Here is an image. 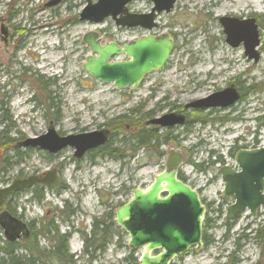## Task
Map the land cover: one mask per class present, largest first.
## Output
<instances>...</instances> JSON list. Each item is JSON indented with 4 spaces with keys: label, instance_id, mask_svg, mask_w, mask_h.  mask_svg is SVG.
Returning a JSON list of instances; mask_svg holds the SVG:
<instances>
[{
    "label": "rangeland",
    "instance_id": "obj_1",
    "mask_svg": "<svg viewBox=\"0 0 264 264\" xmlns=\"http://www.w3.org/2000/svg\"><path fill=\"white\" fill-rule=\"evenodd\" d=\"M52 1L0 0V100L5 102L2 93H7L10 117L3 130L9 143L0 142V188L15 178L41 176L49 170H56L58 176L54 185L40 186V200L34 198L32 189H26L16 193L1 209L24 222H32L33 231L41 230L43 234L36 236L41 249L51 247L54 232L49 231L50 224L57 227L60 235L69 237L66 256L61 254L63 259L40 257L36 264H138L141 250L128 246L129 236L115 224L114 211L128 202L133 189L142 190L155 174L163 171L165 155L173 148L184 156L179 172L189 177V185L193 182L202 189L200 198L206 209L202 238L209 242L204 241L199 249L189 248L169 264H264V241L257 243L251 239L252 230L264 220V208L254 217L245 211L237 220L227 223L225 214L230 202L220 196L223 186L217 176L219 160L233 165V156L241 146L264 145V0H254L252 4L238 0L236 5L231 0H177L168 13L156 16L157 26L150 32L117 28L110 17L100 23L80 20L88 0ZM127 8L130 13L145 14L150 12L152 3L133 0ZM220 17L254 18L259 34L256 61L244 54L241 43L236 47L226 43ZM100 29L103 31L98 34ZM89 32H96L102 43L119 44L147 33L168 34L174 45L167 63L146 74L137 89L119 90L82 71L83 62L90 55L82 38ZM218 48L243 59L247 67L242 75L244 82L233 74L177 76V69L186 71L204 64L206 59L211 61ZM36 79L44 81L51 102L42 104L43 93ZM204 83L210 85L203 86ZM230 85L242 98L229 109L219 108L213 114L204 109L184 108L189 119L205 121L193 119L172 130H156L160 136L168 132L169 140L160 148L163 158L159 160L153 148L134 152L135 143L129 137L132 127L127 122L130 117L137 120L147 112L152 117L177 113L178 106H188L193 100ZM119 117H126L116 128L121 131L116 133L105 126ZM50 123L60 137L108 128L111 148L120 153L118 159L91 158L90 152L75 159L69 146L55 154L37 147H16L24 139L46 133ZM237 137L241 141L235 142ZM236 146L232 151L231 147ZM209 148L214 150L210 157ZM195 163H201L202 168L196 169ZM64 210L71 211L68 217ZM97 220H103L107 226L105 248L102 252L88 249L82 254L77 234L91 239V224ZM73 230L77 232L74 236ZM0 236L3 239L2 229ZM97 239L98 247L103 242L100 233ZM18 242L19 246L26 243L22 239ZM18 252L26 253L23 249Z\"/></svg>",
    "mask_w": 264,
    "mask_h": 264
},
{
    "label": "water",
    "instance_id": "obj_2",
    "mask_svg": "<svg viewBox=\"0 0 264 264\" xmlns=\"http://www.w3.org/2000/svg\"><path fill=\"white\" fill-rule=\"evenodd\" d=\"M131 1L98 0L90 3L88 0L79 15L80 20L100 23L103 18L110 17L115 20L117 27L139 26L151 30L156 27V15L168 13L177 0H150L152 8L145 14L129 13L126 5ZM219 23L227 44L236 47L241 43L246 56L254 61L258 59L256 47L259 46V34L254 18L240 20L220 17ZM82 41L90 53L83 62L82 71L100 82L113 84L115 89L129 87L130 91L138 88L146 74L158 71L167 63L174 45L168 34L146 35L120 46L116 42L102 44L96 32H89ZM116 56L125 59L114 60ZM238 98L237 89L229 86L203 99L193 100L189 106L195 109L225 108ZM184 119L183 114L171 112L150 118L145 125L172 127L182 125ZM46 130L43 135L24 139L17 146L37 147L52 154L69 146L74 150L73 157L79 159L87 150L108 142L110 132L108 128H103L60 137L51 123ZM166 157L165 169L155 174L153 181L144 189H133L128 202L114 211L115 223L129 236L128 246L132 250H141L138 264H169L189 248L199 249L203 245L201 236L206 209L197 191L177 178V166L183 159L182 154L173 148ZM234 164L237 170L229 165L219 169L223 186L221 196L230 199L225 214L226 222L237 220L240 213L245 211L254 217L258 209L264 207V146L237 150ZM56 179L54 170L47 171L44 177L34 175L15 178L0 188V205L13 192L30 189L36 184L53 185ZM0 228L9 242H16L20 237L26 240L29 236L26 224L7 211L0 213Z\"/></svg>",
    "mask_w": 264,
    "mask_h": 264
},
{
    "label": "trees",
    "instance_id": "obj_3",
    "mask_svg": "<svg viewBox=\"0 0 264 264\" xmlns=\"http://www.w3.org/2000/svg\"><path fill=\"white\" fill-rule=\"evenodd\" d=\"M36 82L40 84V91H42L43 93L42 94V98H43L42 104L51 102L52 98L49 97V94L46 91L44 81H42L41 79H36ZM2 96L4 97L6 101L4 102L0 100V127H1L0 128V142L5 141L6 143L8 141H6L3 130L6 128V123L10 122L9 113H8V110L6 109L9 99H8L7 93L5 92L2 93ZM130 112L132 113V111ZM137 113L138 112H135V114ZM152 116H153L152 114H149L147 112V113L141 114L139 118H136L137 120H135L134 117H130L127 120V122H129V125L132 127V129H129V131L132 132L129 135V137L131 140H134L135 144L132 146L134 152L142 148L143 149L147 148L148 150L153 148L155 150V156L160 160V158H162V155H163V151H161L160 148L162 147L164 143H167V141L169 140L168 132H165V134L160 136V135H157V131H156L157 127H155L154 125H148V126L145 125V122L147 120H150ZM124 120L126 121V117H119L118 121L117 120L114 121L113 124H108V125L105 124V126L106 127L108 126L113 130L115 129L114 132L117 133L118 131H121V130L119 128L117 131L116 128L120 127L121 123ZM194 120H198L201 123L205 121V119H194ZM121 128L125 130L123 126H121ZM109 139H108V142H106L105 144L97 146L96 148H93L92 150L88 151V152H91L92 158H97L99 156V157H107V158L110 157L111 159H116V160L118 159L119 154H120L119 150L115 148H111L112 140H109ZM124 141H128V139H125ZM195 166L198 169L202 168V166L200 165H195ZM33 194L35 195L36 198L42 197V194L40 192V186H35V188L33 189ZM64 212L66 213V210H64ZM70 212L71 211H68V213L65 214L66 217L69 216L68 214ZM109 217H111V213L109 214ZM43 222L44 220L41 219L40 223H43ZM206 224H208V221H206ZM27 225H28V228H30V234H29V237L27 238L29 239V241L27 239H26L27 242L26 240H23L26 243L20 244V246L18 245L20 243L18 242V240L16 242H9L6 239L3 240L0 236V264H36L40 257H45L48 259L55 258L60 261L61 259H63L62 255L66 256V253H67L66 243L68 240L67 234L60 235L57 227L50 224L51 229H49V231L51 230L52 232H54V235L52 236V238H50L52 239V242L50 243L51 247L48 250L41 249L36 243V240H37L36 236L38 234H43V232L41 230L33 231L34 228L32 227V223L31 224L28 223ZM93 225H94V228L91 231L92 232L91 239H87L86 236L84 237V247H85L84 252H86L88 249L90 250L91 247L93 249H98V251H101V252L105 248L104 238L106 236L105 234L107 233L106 224H104L103 220L101 221L97 220ZM95 231L98 232L97 234L100 233L101 239L103 241L102 244L98 245V247L95 246V243L99 240L97 239V241H95V236H96ZM251 234H252L251 239H254L255 242L258 243L259 241L261 243L264 241V220L259 224L257 229L252 230ZM202 241H203V238H202ZM204 241L205 243L209 242L207 240H204ZM20 249H23L24 251H26V253L25 254L19 253L18 250Z\"/></svg>",
    "mask_w": 264,
    "mask_h": 264
},
{
    "label": "bare ground",
    "instance_id": "obj_4",
    "mask_svg": "<svg viewBox=\"0 0 264 264\" xmlns=\"http://www.w3.org/2000/svg\"><path fill=\"white\" fill-rule=\"evenodd\" d=\"M228 1V0H225ZM235 5L237 4L238 0H231ZM243 2L252 4L255 1L254 0H243ZM221 6V5H220ZM224 4H222V7ZM101 31H96L98 34L99 32H102L103 30L100 29ZM48 31V30H47ZM202 49H200L201 51ZM219 51V52H218ZM210 59H206V62L201 65H196L191 67L190 69L184 71V70H179L177 69V76L183 77V76H189L191 73L197 74V75H202V74H209V75H224L227 76L229 74H233L231 76H236L241 79L242 82H244V78H242V75L244 72L247 70V67L244 66V61L240 56H237L236 53H225L221 52V50L218 48L216 51L213 52L212 57ZM175 76V75H174ZM176 77V76H175ZM213 81V79H212ZM200 83V82H199ZM212 84V83H211ZM210 84H203V86H207ZM22 142V141H21ZM21 142H18L17 145ZM24 147V146H22ZM21 147V148H22ZM19 148V147H18Z\"/></svg>",
    "mask_w": 264,
    "mask_h": 264
},
{
    "label": "flooded vegetation",
    "instance_id": "obj_5",
    "mask_svg": "<svg viewBox=\"0 0 264 264\" xmlns=\"http://www.w3.org/2000/svg\"><path fill=\"white\" fill-rule=\"evenodd\" d=\"M55 2H56V1H55ZM172 39H173V38H172ZM173 41H174V39H173ZM230 86H232V85H230ZM228 87H229V86H228ZM232 87H233V86H232ZM220 91H222V90H220ZM238 93H239V98H240V97L242 98V94H241L239 91H238ZM239 98H238V100H240ZM238 100H237V101H238ZM237 101H236V102H237ZM236 102H235V103H236ZM235 103H234V104H235ZM189 104H190V103H189ZM189 104H188V106L184 105V107H180V106H178V107H177V111H175V112H177V114H181V115L183 114V115H184V118H185V119H184V122L182 123V125H185V124L189 123L190 121H193V119H195V118H193V119L190 118V119H189V118H188V113H185V112H184V111L186 110V109H184V108H190ZM234 104H231V105H229V106H226L225 108L213 107V108H206V109H204V110H206V111H210V112H212V113L214 114V113H215L214 110H217V109H219V108H220L219 110L229 109V107L232 106V105H234ZM191 109H195V108H191ZM196 110H199V109H196ZM209 116H210V115H209ZM154 117H156V116H154ZM214 120H215V116H214V118H211V121L214 122ZM222 120H223V119H221V121H222ZM225 120H227V118H225L223 121H225ZM182 125H172V127H174V126H182ZM154 126H155V125H154ZM155 127H157V126H155ZM172 127H167V128H168L169 130H172ZM157 129H160V128L157 127ZM109 131H110V130H109ZM109 136H110V132H109L108 138H109ZM237 141H241V137H237V138L235 139V142H237ZM249 146H250L249 144H248V146H247V145H243V146H241V148H239V149L248 150V149H256V148H258V147H255V146H253V147H249ZM236 148H237V146H236V147H233V148L231 147V150L233 151V150L236 149ZM90 150H92V149H90ZM90 150H87V152L90 151ZM87 152H86V153H87ZM230 152H231V151H230ZM230 152H229V154H231ZM86 153H85V154H86ZM85 154H84V155H85ZM84 155H83V156H84ZM89 155H91V152L89 153ZM231 155H232V154H231ZM83 156H82V157H83ZM91 158H92V157H91ZM162 158H163V155H162ZM161 160H162V159H161ZM183 161H184V157H183L182 161L180 162V164L177 166V167H178V168H177V177L180 178L184 183H185V182L188 183V182H190V181H189V180H190L189 177L184 176L181 172H179V170H181V168H182L181 166H182V164H183ZM218 164L220 165V167L223 166V163H222L221 160L218 161ZM54 171H55L56 176H57V172H56V170H54ZM43 176H44V175H41V176H39V177H43ZM217 176H218V175H217ZM57 179H58V176H57ZM57 179H56V180H57ZM212 181H213V180H212ZM55 183H56V182H55ZM190 184H191V185H189V183H188V185H189L191 188H194L195 190H197L198 194L201 195V193H202V189H200L199 187H195L193 182H191ZM35 186H42V187H44V188H45V186H46V187H49L48 185H45V186H44V185H41V184H36ZM192 186H193V187H192ZM34 188H35V187H32V188H30V189L33 190ZM28 190H29V189H28ZM20 192H22V191H16V192H13V193L10 195V197H8L6 200L3 201V203L0 205V213L3 212V211H7V212H9V211H8L7 209H5V208L1 209L2 206H3V204L6 205V203H7L8 200H10V199L12 200V199L14 198L15 194H16V193H20ZM42 196H43V195H42ZM35 198H36V197H35ZM41 198H42V197H41ZM36 199H37V200H40V198H36ZM209 205H210V204L208 203V206H209ZM9 213H10V212H9ZM10 214H11V213H10ZM11 216H13V215L11 214ZM13 217H16V216H13ZM16 218L20 219L19 217H16ZM20 220H21L22 222H24L22 219H20ZM95 222H96V221H94V222L91 224V225H92L91 231H92V229L94 228V225H93V224H94ZM24 223L26 224V228H28V225H27V224H28V223L31 224L32 222H26V221H25ZM32 224H33V223H32ZM28 230H29V234H30V228H28ZM73 231H76V230H73ZM96 231H97V230H96ZM96 231H95V235H96V236H95V241H97V240H96V237H97V233H98V232H96ZM91 234H92V232H91ZM28 237H29V236H28ZM28 237H27V238H28ZM80 237H81L80 239H81V242L83 243V247H84V236H83V235H80ZM27 238H26V239H27ZM68 238H69V237H68ZM20 239H22V238L20 237L19 240H20ZM3 240H5V238H3ZM6 240H7V239H6ZM22 240H24V239H22ZM91 249H92L93 251H94V250H98V249H93L92 247L90 248V250H91Z\"/></svg>",
    "mask_w": 264,
    "mask_h": 264
}]
</instances>
